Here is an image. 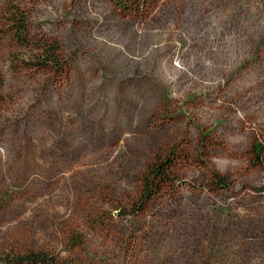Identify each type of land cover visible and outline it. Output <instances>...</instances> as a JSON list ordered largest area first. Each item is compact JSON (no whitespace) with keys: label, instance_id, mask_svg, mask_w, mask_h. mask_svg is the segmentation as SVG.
<instances>
[{"label":"rangeland","instance_id":"1","mask_svg":"<svg viewBox=\"0 0 264 264\" xmlns=\"http://www.w3.org/2000/svg\"><path fill=\"white\" fill-rule=\"evenodd\" d=\"M145 1L17 0L62 46L54 75L25 67L0 0V264H264V0ZM173 149L175 188L120 217Z\"/></svg>","mask_w":264,"mask_h":264},{"label":"trees","instance_id":"2","mask_svg":"<svg viewBox=\"0 0 264 264\" xmlns=\"http://www.w3.org/2000/svg\"><path fill=\"white\" fill-rule=\"evenodd\" d=\"M122 12H141L144 8L145 0H109ZM4 25L7 36L23 47H32L36 50L32 56V61L26 62L27 69H37L50 71L54 75H63L66 71L64 63V53L62 46L52 40L41 39L33 41L30 33V22L27 13L17 5V0H8V7L5 11ZM3 25V26H4ZM1 84V81H0ZM260 150V151H258ZM262 147L255 145L254 152L257 157V164L264 167L261 159ZM184 157V152L173 149L166 154L157 155L146 167L140 177L141 192L138 199L131 205L130 210L116 207L120 217L141 216L150 205L169 189H174L181 177L182 164L188 162ZM230 177L228 175L214 173L211 185L214 189H224L228 187ZM61 261L48 252L31 251L19 253L12 251L6 255L5 264H60Z\"/></svg>","mask_w":264,"mask_h":264}]
</instances>
